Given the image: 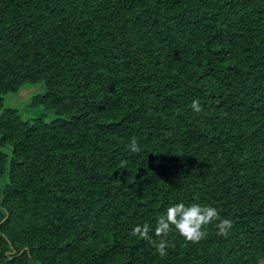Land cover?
I'll use <instances>...</instances> for the list:
<instances>
[{
    "label": "trees",
    "instance_id": "trees-1",
    "mask_svg": "<svg viewBox=\"0 0 264 264\" xmlns=\"http://www.w3.org/2000/svg\"><path fill=\"white\" fill-rule=\"evenodd\" d=\"M179 202L233 227L131 234ZM263 260L264 0H0V264Z\"/></svg>",
    "mask_w": 264,
    "mask_h": 264
},
{
    "label": "clouds",
    "instance_id": "clouds-1",
    "mask_svg": "<svg viewBox=\"0 0 264 264\" xmlns=\"http://www.w3.org/2000/svg\"><path fill=\"white\" fill-rule=\"evenodd\" d=\"M193 111L201 110L198 100L192 101ZM131 152L140 151V145L135 138H132L127 145ZM121 163H124L123 161ZM215 222L217 235L226 236L233 227V221L227 217H221L218 209L212 205L192 203H172L164 213L156 220V226L151 229L148 224L136 225L131 234L140 235L151 239L154 232L157 237H166L170 231H176L185 241L197 243L207 235V226ZM168 242L161 238L155 248L160 256L167 254Z\"/></svg>",
    "mask_w": 264,
    "mask_h": 264
},
{
    "label": "rangeland",
    "instance_id": "rangeland-1",
    "mask_svg": "<svg viewBox=\"0 0 264 264\" xmlns=\"http://www.w3.org/2000/svg\"><path fill=\"white\" fill-rule=\"evenodd\" d=\"M45 93L46 86L43 82L27 84L16 93H7L6 95H3V104L6 108L19 110L23 119L33 121L40 116V112L38 110L31 109L29 104L34 97ZM261 264H264V260L261 261Z\"/></svg>",
    "mask_w": 264,
    "mask_h": 264
}]
</instances>
